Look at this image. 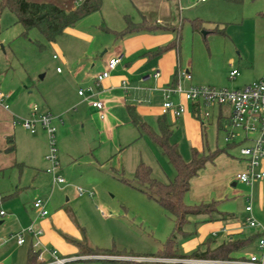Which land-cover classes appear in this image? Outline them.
<instances>
[{"label": "crops", "instance_id": "crops-1", "mask_svg": "<svg viewBox=\"0 0 264 264\" xmlns=\"http://www.w3.org/2000/svg\"><path fill=\"white\" fill-rule=\"evenodd\" d=\"M28 1L45 4L38 0ZM182 1L179 2L177 9L171 0H130L128 4L123 1L121 29L107 27L109 23H103L93 30H85L78 26L92 13L74 27L67 28L56 41L49 42L58 51L59 55H55L54 58H59L58 65L63 68L57 67V86L50 92L40 93L41 97H36L40 100V112L51 113L54 116L53 124L61 137L71 138L77 133L75 130L79 128L78 125L82 127L81 133L85 136L83 139L85 146L79 154H72L73 151L62 152L61 158L67 168L63 170L60 167L58 174L63 176V173H66L70 179L63 185H55L53 177L47 173L49 164L45 160L48 153L46 131L39 127L36 133H31L14 122L16 117H29L33 106L38 104L33 105V98L19 92L18 89L5 91L0 86L7 95L5 104L8 105V108H5L0 104V175L14 172L10 182L13 187L19 182L18 188L23 186L24 189L22 195L16 190L3 192L4 197L0 199V210L6 212V216L0 220L10 218L9 225L15 231L11 232V235L16 245L21 247L28 243L30 248L36 251L56 250L60 257L66 258L81 255L77 243H88L91 246V243H94L92 247L106 249L104 247L108 246L106 243L108 232L104 229L99 231L103 236L101 239L105 240L103 244L99 243L96 240L98 238L95 239L92 234V238L90 236L88 240L86 238V235H89L88 222L80 212L81 206H84L87 210L100 214L95 197L86 193L79 195L78 191H75L78 189L74 187L82 183L86 171L90 174L107 166H110L115 178L125 179L119 174L120 171L122 173L125 171L124 155L126 149L130 147H127L129 144L124 135V128L128 122L133 124L140 134L144 133L151 140V143L146 142L148 152L152 155V157L148 155L151 160L147 161L142 156L136 159L133 175L141 163L151 169L153 164L159 165L169 179L164 183L172 181L171 177L174 178L175 175L174 169L151 136L141 132L132 122L130 112L156 134L160 133L158 119L165 116L172 131L176 128L188 136V130L191 127L196 129L198 125H202V122L195 119L194 103L186 99L185 91L193 86H223L224 76L230 68V72L237 69L241 73L242 87L264 77V48L258 49L256 43L258 38H260L259 42L264 40V34L262 32L259 34L258 28L253 31L252 57L245 51L247 48L243 47L244 44H238L227 36L226 32L225 35L215 33L217 27L213 30L202 29L207 31V35L214 34V42L206 53L201 32H195L191 23L194 20L186 18L183 19L190 24L188 29L190 33H187L185 23L181 28L178 44L177 33L164 28L181 25L183 20H180L177 12L187 11ZM215 2L219 3L221 0ZM73 4L75 7L72 10L67 4L64 11L76 10L81 5L76 4L75 0ZM179 14L181 16V13ZM260 17L262 21L259 24L264 26V14L261 13ZM144 20L150 25H158L163 29L155 32L147 30L125 32L129 22L140 25ZM99 28L109 34L110 38L106 37L103 42L96 45L98 41L96 32ZM60 38H66L70 50L62 46ZM76 43L86 44L88 48L78 50ZM171 45L172 47L167 48ZM165 48L167 49L164 50ZM160 50L163 52L159 53ZM102 51L104 52L101 54ZM114 58H120V63L111 72L110 77L104 80L102 86L94 89V95H91L88 89L94 87L96 76L102 73L107 63ZM157 73L158 76H155ZM185 74H190L191 79H187ZM177 88L182 91H170ZM80 90L85 91L84 97L79 95ZM28 94L30 96L32 92ZM92 100L104 102L106 115L104 120L100 119L98 111L90 105ZM166 101L172 102L175 106H183L184 114L165 115L162 107ZM221 120L217 119L218 125L222 124ZM90 132L93 134L91 135ZM236 147H239V153L233 151ZM203 153L217 154L213 155V159L192 179L190 191L184 200H189L192 204L219 201V207L218 211L212 214L189 218V225L187 224L189 229L185 231L191 235L179 243L183 249V252L180 249L179 252L190 254L208 241L212 242V245L242 241L246 246L238 252V257H245L247 260L252 253L259 252L258 236L262 235L264 229V198L259 196L257 199L246 201V207L252 206L251 213L246 211V207L244 211L235 210L230 202L231 199L228 198L231 196L235 199L240 195L239 191L233 189L239 184L253 190L255 186L264 187V181L247 185L237 180V176L246 170V161L242 159L240 146L237 144L227 143L223 149L209 150V153L203 151ZM82 161L87 165V169H75ZM260 170H264V164ZM156 179L161 181L159 178ZM30 198L34 202L38 199L44 200L49 214L44 218L39 217L34 209V202H27ZM248 216L255 219L258 227L252 228L245 224ZM103 218H108V214ZM0 224H3V221ZM32 225L35 229H40L42 234L38 239L33 235L25 234L27 236L25 243L19 245L16 235ZM37 241L40 244L38 248L35 247ZM50 259L51 256L45 253L44 260Z\"/></svg>", "mask_w": 264, "mask_h": 264}, {"label": "rangeland", "instance_id": "rangeland-1", "mask_svg": "<svg viewBox=\"0 0 264 264\" xmlns=\"http://www.w3.org/2000/svg\"><path fill=\"white\" fill-rule=\"evenodd\" d=\"M38 1L49 4V6L58 10H64L67 4L70 10L75 7L73 0ZM123 1L128 4L130 0H102L100 10L93 13L84 22H80L78 26L80 25L85 30H93V28L95 29L97 26L103 25V23H109L106 25L107 27L121 29L123 25V18L121 17L124 5ZM171 1H173L177 9L179 8V2L182 0ZM215 1L209 0L207 3H195L194 0L182 1V5L187 11L183 13L182 11L177 12L180 20H183L179 26L182 28L186 23V20L183 18L191 21L195 19L204 21V28L206 30H213L219 26L220 29H225L227 36L231 39L237 41L238 44H244L243 47L247 48L245 51L250 53L249 56L252 57L253 31L258 28L259 34L261 32L264 34V26L263 24H259L262 21L260 17L261 13L264 14V0H242L241 3H235L231 0H221L219 3ZM179 13H181V16ZM242 21H244L243 24L241 23ZM185 28H187V33H190L188 30L190 28L189 23L185 24ZM206 32L202 30L200 35L203 37L205 52L208 53L214 42V34L207 35ZM96 34L98 36L96 45L99 42H103L104 38H110L109 34H106L100 28ZM100 39L101 41H99ZM259 39L256 41L257 48H264V40L259 42ZM59 41H62L63 47L68 50L71 49L67 44L66 38H62ZM76 44L78 50L88 48L86 44ZM187 45L188 47L190 45L189 37ZM55 55H59L58 51L53 48L51 43L44 40L37 29L30 30L27 35H22V27L16 23L14 14L8 10L2 13L0 18V86L2 90L18 89L19 92L33 98V105L38 104L40 106V100L36 97H41L40 93L50 92L57 86V67L60 65H58L59 58H54ZM60 67L63 68V66ZM230 69L227 71L226 76H224V85L216 88L234 90L242 87L240 77L235 80L230 79V76H228ZM30 92H32V95L29 96L28 93ZM209 112L211 115L208 120H203L202 125H198L196 129L191 127L188 130L189 137L186 136L185 132L179 131L176 128L172 131L170 141L178 145L179 152L186 162L191 161L193 152L195 151L209 153V150L223 149L227 144L225 142L226 131H231L227 125L231 113L230 106L224 105L220 109L214 107L209 109ZM218 118L222 119L221 128L218 127ZM196 120L199 121L198 119ZM78 127L75 130L77 133L73 134L71 138H63L60 134L58 135V130L56 132L59 164L63 170H66L67 166L62 161V152L73 151L72 154H79L85 146L83 143L85 136L81 133L83 129L79 125ZM90 134L92 135L93 133L90 132ZM124 135L126 142L129 144L127 147H130L126 149L127 151L124 155L125 171L123 173L120 171L119 175L124 176L127 180H133L134 161L140 158V156L144 159L146 158L147 161L151 160L148 156L151 153L149 154V149L146 145V142L151 143V140L144 133L140 134L135 126L129 122L125 125ZM233 151L239 153V147L234 148ZM80 164L75 169H87L84 161L80 162ZM263 164L264 160L261 162V166ZM152 166V171L154 170L153 175L156 178L161 179L163 182L169 180L159 165L153 164ZM109 167L107 166L103 170H98V172H90V174L86 171L82 183L74 187V189H82L84 194H92L96 199L97 207L100 209V214H97L81 206L82 211L80 210V212L88 222L87 231L89 235H86V238L89 240L92 234L95 239L98 238L96 240L99 243H104L105 240L101 239L102 235L99 234L100 229H104L108 232L106 240L108 246L104 247L106 249H115L120 252L133 253L140 256L157 254L173 232L174 224L172 217L157 202L149 200L142 192L115 178ZM13 173L6 172L4 176L0 175V199L4 197L3 192H8V190H16L17 193L22 195L23 186L18 188L19 182H17L13 187L12 182H10V178L14 175ZM62 177L66 182L70 181L66 173H63ZM171 180H173V177H171ZM233 189L240 192V195H237L235 199L231 196L228 198L231 199L230 202L235 210L244 211L246 201L249 202L251 199H257L259 196L264 198V187L255 186L252 190L246 188L243 184H239L237 188ZM75 191L77 192V190ZM27 202L33 203L34 201L30 198ZM185 202L192 204L189 200ZM106 214H108V218H103ZM9 220L10 218L0 220V222L3 221V224H0V264H27V251L30 245L28 243L21 247L16 245L13 241L14 238H12L13 235H11V232L15 231L14 228L11 229ZM188 225L185 226L186 230L189 229ZM25 239H27L26 235ZM181 241L182 239L178 243ZM91 244L92 246L95 245L94 243ZM178 245L180 251L183 252L181 244ZM259 254V252L254 253V255ZM119 259H124L127 262L90 259L84 260L86 262H79V264H131L129 263L131 261L149 260L139 258H118L117 260ZM151 260L153 261V259ZM158 261L166 262L167 260L159 259Z\"/></svg>", "mask_w": 264, "mask_h": 264}, {"label": "trees", "instance_id": "trees-1", "mask_svg": "<svg viewBox=\"0 0 264 264\" xmlns=\"http://www.w3.org/2000/svg\"><path fill=\"white\" fill-rule=\"evenodd\" d=\"M235 3H241L242 0H231ZM102 0H83L81 5L73 11H64L53 8L47 4L30 2L28 0H1L0 17L6 10L13 13L16 22L23 28L22 35H27L30 30L37 29L47 42H54L64 33L67 28L74 27L79 21L86 18L92 13L98 12L101 8ZM195 32H201L204 29L205 22L194 20L191 22ZM163 29L158 25H150L143 21L140 25H134L130 22L125 32L133 30L158 31ZM164 29H170L177 33V43L181 38V26H169ZM215 33L225 35V29H219ZM174 46V45H173ZM172 47L169 46L167 48ZM165 48L164 50H166ZM163 50H160V52ZM194 117L202 122V106L199 102L193 106ZM131 113L132 122L138 126L141 132L148 133L153 142L167 158L168 162L174 169L175 175L172 181L168 183L161 182L154 178L152 169L141 163L138 165L133 180L120 179L134 189L145 194L149 199L157 202L165 212L173 219L174 229L167 239L166 243L161 246L157 254L140 256L133 253L120 252L115 249H99L92 247L88 243H77L80 248V256L90 255H108L119 258H139L149 259L148 261H131V264H194L185 262H172L170 260H196V261H218L231 262L236 260H246L245 257H238V252L246 245L242 241L228 242L221 245H212V242L200 245L190 254L179 252V240L187 238L191 233L185 231V226L189 223V218L193 216L212 214L218 211L219 201L202 202L199 204H187L185 196L190 191L191 181L199 172L205 168L206 164L213 158L211 154L193 152L191 161L186 162L179 152L177 144L171 143L172 135L171 126L168 125L165 116L158 119L159 134L154 133L152 129L144 123L138 121ZM221 128V125H218ZM219 152V151H218ZM261 235L258 236V238ZM39 251L30 248L27 254V264H41L39 262ZM153 259V261L151 260ZM159 259L167 260L158 261ZM121 262H127L121 259ZM155 260V261H154ZM205 264V263H199Z\"/></svg>", "mask_w": 264, "mask_h": 264}, {"label": "built area", "instance_id": "built-area-1", "mask_svg": "<svg viewBox=\"0 0 264 264\" xmlns=\"http://www.w3.org/2000/svg\"><path fill=\"white\" fill-rule=\"evenodd\" d=\"M208 0H195L196 3H205ZM83 0H75V3L80 5ZM120 58H114L110 60L105 70L98 74L95 78L94 87L89 88L91 95H94V89H98L102 86L104 80L110 77L112 71L116 69L120 63ZM186 75V74H185ZM239 70L234 69L230 72V79L235 80L240 77ZM158 76V73L155 75ZM187 79H191V75H186ZM172 92L182 90H170ZM188 101L197 103L202 106V121L210 118L209 109L218 107L219 109L228 105L231 108L230 117L227 125L231 131H226L225 142L228 144H237L240 146V155L243 160L246 161V170L237 176V180L247 185H252L256 181H264V170H260L261 162L264 160V77L247 84L241 88L230 90L227 88H216L211 86H193L189 90L184 92ZM79 95L84 97L85 91L80 90ZM7 95L0 88V104L5 108L8 105L5 104ZM90 105L96 109L99 113L100 119L104 120L105 104L101 100H92ZM163 113L166 115L171 113L175 116H181L185 112V108L181 105L175 106L172 102L166 101L162 107ZM54 116L51 113H42L38 105H34L32 112L27 118L16 117L14 122L20 124L24 129L31 133H36L38 128H43L48 136L49 149L45 156L46 162L49 166L47 173L53 177V183L55 185H63L66 180L59 175L60 164L58 158V149L56 141L57 129L53 124ZM62 123V119H60ZM78 194L82 195L83 190L78 189ZM34 209L38 212V216L41 218L46 217L49 211L46 209V203L42 199H38L34 202ZM246 211L251 213L252 206L246 207ZM6 216L4 210H0V219ZM245 224L249 227L256 228L258 223L252 216H248L245 219ZM25 234L33 235L35 239L42 234V231L35 229L32 225L25 231L16 235L19 245L25 243ZM40 246L39 242H36L35 247ZM259 255H251L247 260H236L231 262H218V261H196V260H170L172 262H185V263H205V264H264V229L262 235L258 239ZM39 262L41 264H79L84 260L96 259V260H117L119 257L110 256H76L71 258L60 257L56 250H44L39 251ZM48 253L51 256L49 261L44 260V254ZM41 260V261H40ZM121 260V259H119ZM145 260V259H143Z\"/></svg>", "mask_w": 264, "mask_h": 264}]
</instances>
